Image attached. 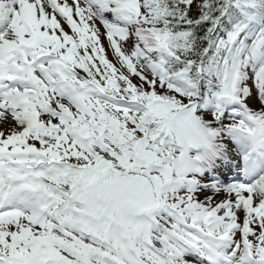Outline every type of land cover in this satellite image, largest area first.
Returning <instances> with one entry per match:
<instances>
[{
    "label": "snow or ice",
    "instance_id": "1",
    "mask_svg": "<svg viewBox=\"0 0 264 264\" xmlns=\"http://www.w3.org/2000/svg\"><path fill=\"white\" fill-rule=\"evenodd\" d=\"M0 264H264V0H0Z\"/></svg>",
    "mask_w": 264,
    "mask_h": 264
},
{
    "label": "rangeland",
    "instance_id": "2",
    "mask_svg": "<svg viewBox=\"0 0 264 264\" xmlns=\"http://www.w3.org/2000/svg\"><path fill=\"white\" fill-rule=\"evenodd\" d=\"M110 60H112V56H111V54H109V57H108ZM255 107L258 109V104L257 105H255Z\"/></svg>",
    "mask_w": 264,
    "mask_h": 264
}]
</instances>
